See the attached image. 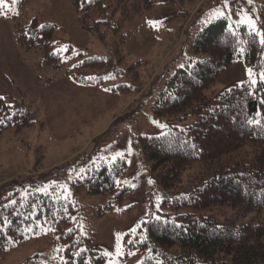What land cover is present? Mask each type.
Here are the masks:
<instances>
[{
	"label": "rangeland",
	"instance_id": "obj_1",
	"mask_svg": "<svg viewBox=\"0 0 264 264\" xmlns=\"http://www.w3.org/2000/svg\"><path fill=\"white\" fill-rule=\"evenodd\" d=\"M216 10L224 15H213ZM219 18H225L233 31L244 28L264 32V0H156L150 11L125 23L119 33L107 35L105 41L79 26L68 0H3L0 97L10 104L12 99H23L25 106L34 110L35 122L20 131L7 128L0 134V201L28 196L38 199V195L72 199L75 194L79 207L71 212L73 223L82 234L92 236L95 249L104 255L103 264H141L147 253L127 249V243L137 242L135 235L140 232L142 221L175 219L177 214L191 211L166 203L167 196L136 143L141 135H161L169 129H185L193 122L191 116L157 118L153 105L172 74L201 57L194 52L193 41L203 28ZM34 19L38 25H55L52 49L59 54L62 70L71 69L81 59L80 52L110 54L123 34L124 59L115 63L119 71L112 76L103 75L100 85L78 84L69 76H61L60 70L42 63L40 52L25 51L15 41V25L26 26ZM248 19L255 28L249 27ZM262 74L264 66L256 71L238 57L205 94L212 96L245 81L264 84ZM253 151L246 145L234 155L193 162L168 191L170 196L184 194L194 182L208 179L220 170L249 163ZM122 156L127 165L115 185L127 189L120 202L111 200H115L113 195L75 191L74 183L88 170L93 171L96 162H113ZM109 202L111 207L105 208ZM31 204L36 207L35 201ZM194 213L220 225L264 218L226 205ZM60 242L58 233L44 230L43 235L28 238L7 253L0 264H37L35 259L53 264Z\"/></svg>",
	"mask_w": 264,
	"mask_h": 264
},
{
	"label": "trees",
	"instance_id": "obj_2",
	"mask_svg": "<svg viewBox=\"0 0 264 264\" xmlns=\"http://www.w3.org/2000/svg\"><path fill=\"white\" fill-rule=\"evenodd\" d=\"M68 1L79 26L105 41L107 35L119 33L125 23L150 11L156 0ZM54 29L55 25H38L34 19L26 26L15 25V41L25 51L40 52L43 64L60 70L61 76H69L78 84L100 85L103 75L112 76L119 71L115 63L124 59L123 34L110 54L80 52L81 59L71 69L62 70L59 54L52 49ZM192 47L201 57L172 74L153 105V113L157 118L191 116L193 122L185 129H169L161 135H141L136 143L150 164L156 183L163 188L166 203L191 212L177 214L175 219L142 221L140 232L135 235L137 242L127 243V249L147 253L141 264H264V218L220 225L194 213L226 205L243 214L264 215V84L245 81L212 96L205 94L238 57L256 71L262 69L264 44L257 33L244 28L230 30L227 20L219 18L196 35ZM0 98V134L7 128L20 131L34 124L35 112L25 106L23 99H12L10 104ZM246 145L254 150L249 163L220 170L208 179L194 182L184 194L170 196L168 191L193 162L234 155ZM126 165L124 156L113 162H96L93 171L88 170L74 183L75 191L113 195L115 200H111L120 202L127 188H117L115 179L124 173ZM31 201L36 202V207ZM110 202L105 208L111 207ZM76 207L75 194L72 199L38 195V199L28 196L1 200L0 260L28 238L48 230L58 233L61 240L53 264H103L104 255L95 249L92 236L82 234L73 223L71 212ZM104 213L105 209L99 214Z\"/></svg>",
	"mask_w": 264,
	"mask_h": 264
},
{
	"label": "snow or ice",
	"instance_id": "obj_3",
	"mask_svg": "<svg viewBox=\"0 0 264 264\" xmlns=\"http://www.w3.org/2000/svg\"><path fill=\"white\" fill-rule=\"evenodd\" d=\"M2 3H3V0H0V4H2ZM225 7H227V4H225ZM213 15L223 16L224 13L220 12L219 10H216V11H214ZM247 23H248L250 28H255L254 22L251 21V19H248ZM257 34L261 38V43L264 44V32H258ZM249 71L251 72V70H249ZM261 78L264 79V74L261 75ZM255 82L256 81H254V80L252 81V83H255ZM0 99H2V98H0ZM118 250H119V245H118Z\"/></svg>",
	"mask_w": 264,
	"mask_h": 264
},
{
	"label": "crops",
	"instance_id": "obj_4",
	"mask_svg": "<svg viewBox=\"0 0 264 264\" xmlns=\"http://www.w3.org/2000/svg\"><path fill=\"white\" fill-rule=\"evenodd\" d=\"M76 83V82H75ZM51 82L48 83V85H46L47 87L50 86Z\"/></svg>",
	"mask_w": 264,
	"mask_h": 264
}]
</instances>
